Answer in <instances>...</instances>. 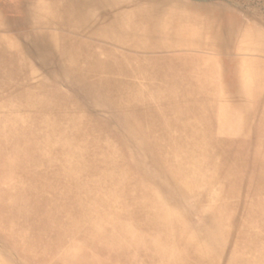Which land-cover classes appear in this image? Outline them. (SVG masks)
<instances>
[{"label":"bare ground","instance_id":"1","mask_svg":"<svg viewBox=\"0 0 264 264\" xmlns=\"http://www.w3.org/2000/svg\"><path fill=\"white\" fill-rule=\"evenodd\" d=\"M262 1L0 0V264H264Z\"/></svg>","mask_w":264,"mask_h":264},{"label":"rangeland","instance_id":"2","mask_svg":"<svg viewBox=\"0 0 264 264\" xmlns=\"http://www.w3.org/2000/svg\"><path fill=\"white\" fill-rule=\"evenodd\" d=\"M251 4H257L259 2H263L262 0H248ZM255 1V2H254Z\"/></svg>","mask_w":264,"mask_h":264}]
</instances>
